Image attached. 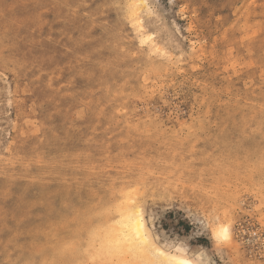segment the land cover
<instances>
[{"label": "rangeland", "instance_id": "1", "mask_svg": "<svg viewBox=\"0 0 264 264\" xmlns=\"http://www.w3.org/2000/svg\"><path fill=\"white\" fill-rule=\"evenodd\" d=\"M172 258L264 264V0H0V264Z\"/></svg>", "mask_w": 264, "mask_h": 264}, {"label": "bare ground", "instance_id": "2", "mask_svg": "<svg viewBox=\"0 0 264 264\" xmlns=\"http://www.w3.org/2000/svg\"><path fill=\"white\" fill-rule=\"evenodd\" d=\"M115 188V187H114ZM94 203V202H93ZM88 205V204H87ZM130 208L127 207V209H125L124 211L121 210V223L122 225H118V226H122V229H121V235H122V241L126 242L128 247L134 249V250H138L139 249L141 250L142 246L144 245L145 246V243H146V236H145V231H144V228H143V224H142V221H141V218H140V215H139V212L136 211V212H132L131 210H129ZM90 210V209H89ZM88 210V211H89ZM95 211V210H94ZM111 211V210H110ZM78 213V212H77ZM120 214V213H118ZM117 215V214H116ZM76 216V215H75ZM84 216V215H83ZM111 216V215H110ZM114 216V215H113ZM117 217V216H116ZM118 218V217H117ZM79 219V218H78ZM89 220V219H88ZM113 220V218L111 219ZM83 221V220H82ZM61 224V223H59ZM119 224V223H117ZM57 226V225H56ZM79 226V225H78ZM117 226V227H118ZM63 227V226H62ZM84 228V227H83ZM111 228H114L111 226ZM121 228V227H120ZM57 229V228H55ZM119 227L116 229L118 230ZM109 230V229H108ZM112 230V229H111ZM57 232V231H56ZM115 232V231H114ZM224 232L226 235H229V231L228 229H224ZM101 234V233H99ZM113 234V233H112ZM105 235V236H104ZM103 237H108L106 236V234H104ZM107 235H109V232L107 233ZM96 236V235H95ZM114 236V235H113ZM102 238V241L105 245H106V242L103 241V238ZM110 240H111V237L109 235L108 237ZM115 239V237H114ZM117 240V239H116ZM121 240V239H119ZM118 242V241H117ZM60 243V242H59ZM108 244V243H107ZM107 246V245H106ZM105 246V247H106ZM110 246H113V245H109ZM120 246V245H119ZM143 246V247H144ZM103 248H104V245H103ZM107 248V247H106ZM111 248V247H110ZM109 249V248H108ZM115 250H118L117 248L114 247ZM114 252V251H113ZM118 252V251H117ZM136 253V252H135ZM142 255L144 254L143 252H141ZM114 254V253H113ZM137 254V253H136ZM140 254V253H139ZM138 254V255H139ZM114 256V255H113ZM14 257V256H13ZM115 258V257H114ZM125 259V258H124ZM119 264V263H118ZM124 264V262H123ZM168 264H192L190 261L186 260V259H183V258H172L168 261Z\"/></svg>", "mask_w": 264, "mask_h": 264}]
</instances>
